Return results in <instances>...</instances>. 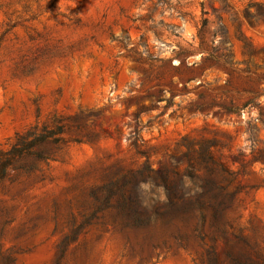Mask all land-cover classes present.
<instances>
[{
    "label": "rangeland",
    "instance_id": "1",
    "mask_svg": "<svg viewBox=\"0 0 264 264\" xmlns=\"http://www.w3.org/2000/svg\"><path fill=\"white\" fill-rule=\"evenodd\" d=\"M57 127L0 182V264H264V0H0V152Z\"/></svg>",
    "mask_w": 264,
    "mask_h": 264
},
{
    "label": "trees",
    "instance_id": "2",
    "mask_svg": "<svg viewBox=\"0 0 264 264\" xmlns=\"http://www.w3.org/2000/svg\"><path fill=\"white\" fill-rule=\"evenodd\" d=\"M199 34L202 39L203 29L199 30ZM62 133V129L57 127L55 129L45 128L42 132H29L26 135L19 136L16 144H14L9 151L0 152V182L7 177L15 162L33 154V150L37 145L49 141L54 136ZM41 156L43 157L42 154ZM140 175L146 179L162 178L164 184H166L167 177L162 175V170L160 169L155 170L152 168H146L140 171ZM203 202L204 199L201 196H195L194 198H184L183 196H180L177 199H170V208L163 215V220L168 223V221L170 222L174 217H189V214L196 213L201 210V208H206V205ZM207 204L213 212L212 214L215 223H222L226 221L228 210L230 209L228 201L217 198L214 201H208ZM135 220H141V218L135 217ZM228 258V264H254L250 263L248 259L243 256H237L234 253H229ZM212 264H220V262L219 260H215Z\"/></svg>",
    "mask_w": 264,
    "mask_h": 264
}]
</instances>
